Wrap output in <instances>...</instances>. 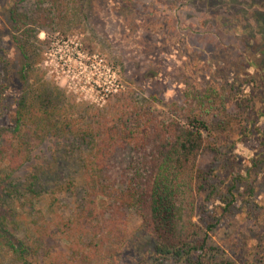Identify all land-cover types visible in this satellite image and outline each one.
<instances>
[{"label":"rangeland","instance_id":"obj_1","mask_svg":"<svg viewBox=\"0 0 264 264\" xmlns=\"http://www.w3.org/2000/svg\"><path fill=\"white\" fill-rule=\"evenodd\" d=\"M22 45L32 64L30 82L54 93L59 87L53 96L69 119L85 109L96 118L97 109L125 103L133 129L150 132L148 143H155L158 126L167 131L172 123L189 125L194 116L209 125L221 119L225 130L210 125L211 134L203 132L206 145L234 148L226 158L205 150L198 161L220 179L230 174L225 163L243 175L250 170L248 180L224 214L219 198L197 197L192 219L201 228L220 217L208 239L220 260L264 264V164H253L264 152V0H0V129L13 125L24 92ZM245 109L260 132L241 140ZM115 114L103 118L121 112ZM71 142L48 137L18 175L64 157L58 148ZM118 159L111 160L112 175L121 180L129 172H121ZM176 212L187 217L185 209ZM129 221L132 236L109 264H157L154 237L137 230L138 219ZM6 256L0 264H15Z\"/></svg>","mask_w":264,"mask_h":264},{"label":"trees","instance_id":"obj_2","mask_svg":"<svg viewBox=\"0 0 264 264\" xmlns=\"http://www.w3.org/2000/svg\"><path fill=\"white\" fill-rule=\"evenodd\" d=\"M21 47L26 60L21 70L24 92L13 125L0 129V262L8 254L15 264H109L130 240L127 224L134 217L140 221L137 230L154 237L157 264H164V259L230 264L208 247L209 232L220 217L201 228L192 219L197 197L199 201L219 198L224 214L236 201L239 185L248 180L250 170L243 175L225 163L230 174L220 179L214 169L206 170L198 161L205 150L226 158L234 148L233 144L206 145L203 132L211 134L210 125L225 130L222 120L209 125L194 116L189 125L172 123L167 131L158 126L155 143H148L150 132L133 129L136 122L129 124L125 103L97 109L96 118L85 109L82 117L69 119L59 114L60 103L53 96L60 95L59 87L54 93L30 82L32 64ZM4 88L0 83V99ZM247 101L250 106L251 100ZM119 112V118H103L105 113ZM242 114L238 134L248 140L260 129L251 111ZM53 135L72 140L58 148L64 157L57 155L48 166L37 165L19 176L34 151ZM117 156L121 172H129L121 180L112 175L111 160ZM253 164H264V152ZM177 208L185 209L187 217L177 215ZM198 250L202 252L196 258Z\"/></svg>","mask_w":264,"mask_h":264}]
</instances>
